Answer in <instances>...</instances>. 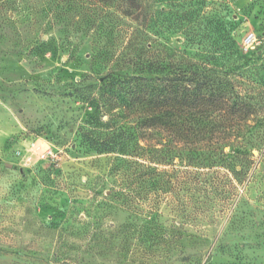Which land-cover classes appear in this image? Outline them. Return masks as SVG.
Returning <instances> with one entry per match:
<instances>
[{
    "label": "rangeland",
    "instance_id": "rangeland-1",
    "mask_svg": "<svg viewBox=\"0 0 264 264\" xmlns=\"http://www.w3.org/2000/svg\"><path fill=\"white\" fill-rule=\"evenodd\" d=\"M139 48L239 67L248 136L165 162L109 123ZM0 264H264V0H0Z\"/></svg>",
    "mask_w": 264,
    "mask_h": 264
},
{
    "label": "trees",
    "instance_id": "trees-1",
    "mask_svg": "<svg viewBox=\"0 0 264 264\" xmlns=\"http://www.w3.org/2000/svg\"><path fill=\"white\" fill-rule=\"evenodd\" d=\"M139 49L128 59L134 73L114 78L111 90L95 99L109 123L117 119L114 115L129 117L138 138L161 145L155 151L165 162L184 156L212 164L226 145L232 148L248 136L253 126L246 120L260 111L238 89L239 67L225 79L204 63ZM121 135L104 138L103 150L124 149Z\"/></svg>",
    "mask_w": 264,
    "mask_h": 264
}]
</instances>
